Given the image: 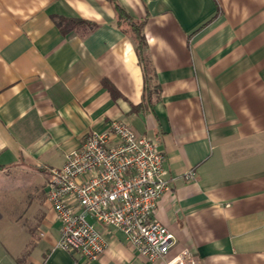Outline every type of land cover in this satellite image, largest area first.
<instances>
[{"label": "crops", "instance_id": "1", "mask_svg": "<svg viewBox=\"0 0 264 264\" xmlns=\"http://www.w3.org/2000/svg\"><path fill=\"white\" fill-rule=\"evenodd\" d=\"M118 1L145 21L150 103L107 0H0V188L46 190L83 136L120 120L164 157L153 219L175 238L167 259L188 247L200 264H264V0ZM57 17L96 27L63 34ZM4 192L0 264H164L112 228L97 260L68 253L46 194Z\"/></svg>", "mask_w": 264, "mask_h": 264}, {"label": "built area", "instance_id": "2", "mask_svg": "<svg viewBox=\"0 0 264 264\" xmlns=\"http://www.w3.org/2000/svg\"><path fill=\"white\" fill-rule=\"evenodd\" d=\"M163 165L156 143L123 121L83 136L64 164L48 173L46 200L59 223L56 247L97 260L107 248L99 227L112 228L148 262L200 264L188 247L167 259L175 238L153 219L167 190Z\"/></svg>", "mask_w": 264, "mask_h": 264}, {"label": "trees", "instance_id": "3", "mask_svg": "<svg viewBox=\"0 0 264 264\" xmlns=\"http://www.w3.org/2000/svg\"><path fill=\"white\" fill-rule=\"evenodd\" d=\"M107 1L113 7L117 18V25L119 27L126 26V32L131 35L138 64L143 73L144 98L145 101L150 103L151 97H156L159 94V90L155 83V72L151 64L147 43L143 34L145 21L137 20L130 16L118 0ZM55 24L63 34H66L77 27H82L87 30H92L96 27L95 24L81 19L64 17H57L55 19Z\"/></svg>", "mask_w": 264, "mask_h": 264}, {"label": "rangeland", "instance_id": "4", "mask_svg": "<svg viewBox=\"0 0 264 264\" xmlns=\"http://www.w3.org/2000/svg\"><path fill=\"white\" fill-rule=\"evenodd\" d=\"M5 188V189H4ZM4 188H0V191L5 190V194H15L12 195L14 198L18 197V194H46L45 185L44 183H26L21 184V186L16 184H11L10 180L7 179V181L4 183ZM12 201L11 195H6V199ZM3 200V201H5Z\"/></svg>", "mask_w": 264, "mask_h": 264}]
</instances>
